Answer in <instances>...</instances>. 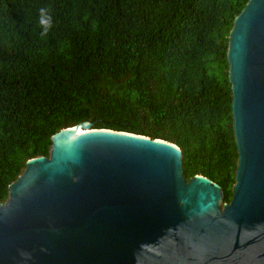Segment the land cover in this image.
I'll return each mask as SVG.
<instances>
[{
  "label": "trees",
  "instance_id": "obj_1",
  "mask_svg": "<svg viewBox=\"0 0 264 264\" xmlns=\"http://www.w3.org/2000/svg\"><path fill=\"white\" fill-rule=\"evenodd\" d=\"M247 0H0V203L50 136L89 122L161 139L231 198L226 49ZM52 27L41 36L39 9Z\"/></svg>",
  "mask_w": 264,
  "mask_h": 264
},
{
  "label": "water",
  "instance_id": "obj_2",
  "mask_svg": "<svg viewBox=\"0 0 264 264\" xmlns=\"http://www.w3.org/2000/svg\"><path fill=\"white\" fill-rule=\"evenodd\" d=\"M226 62L228 203L206 177L185 180L176 145L81 122L8 184L0 264H264V0L233 18Z\"/></svg>",
  "mask_w": 264,
  "mask_h": 264
},
{
  "label": "clouds",
  "instance_id": "obj_3",
  "mask_svg": "<svg viewBox=\"0 0 264 264\" xmlns=\"http://www.w3.org/2000/svg\"><path fill=\"white\" fill-rule=\"evenodd\" d=\"M50 10L48 8H40L39 9V24L42 28L40 35L46 36L50 28L52 27V16L49 14Z\"/></svg>",
  "mask_w": 264,
  "mask_h": 264
},
{
  "label": "bare ground",
  "instance_id": "obj_4",
  "mask_svg": "<svg viewBox=\"0 0 264 264\" xmlns=\"http://www.w3.org/2000/svg\"><path fill=\"white\" fill-rule=\"evenodd\" d=\"M78 131V130H77ZM79 131H81V130H79ZM77 133H81V132H77Z\"/></svg>",
  "mask_w": 264,
  "mask_h": 264
}]
</instances>
